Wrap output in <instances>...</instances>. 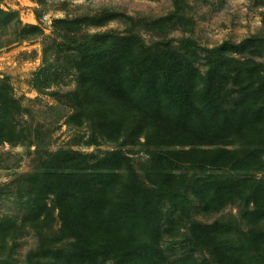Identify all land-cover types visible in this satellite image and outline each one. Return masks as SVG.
I'll list each match as a JSON object with an SVG mask.
<instances>
[{
	"label": "trees",
	"instance_id": "obj_1",
	"mask_svg": "<svg viewBox=\"0 0 264 264\" xmlns=\"http://www.w3.org/2000/svg\"><path fill=\"white\" fill-rule=\"evenodd\" d=\"M119 16L121 29L66 46L75 84L50 94L68 101V126L86 124L88 142L110 148L48 150L20 176L23 219L38 235L26 264H264V33L201 45L181 0L160 16L106 11L54 18L52 28L75 34ZM42 31L0 0V48ZM23 111L1 76L0 144L27 142ZM137 144L143 162L127 149ZM228 205L238 212L197 216ZM182 225L187 249L173 257L166 237Z\"/></svg>",
	"mask_w": 264,
	"mask_h": 264
},
{
	"label": "rangeland",
	"instance_id": "obj_2",
	"mask_svg": "<svg viewBox=\"0 0 264 264\" xmlns=\"http://www.w3.org/2000/svg\"><path fill=\"white\" fill-rule=\"evenodd\" d=\"M38 6L32 16L27 6H18L13 0H2L3 9L17 10L24 23H39L42 34L28 40L0 48V77H9L14 93L21 98L24 111L17 117L18 127L28 134L27 142L0 144V264L9 260L26 264L27 252L38 245V235L23 219L25 210L17 199L20 176L31 172L36 159L48 150L59 147L81 151H105L110 148L104 140L99 144L88 142L89 131L82 127L68 126L66 119L71 107L64 98L50 94L60 88H72L75 84V69L72 52L68 51L70 37H81L85 32L121 29L123 16L110 20L102 26H89L71 34L54 30V18L91 15L101 16L110 12H122L136 18L164 15L174 8V0H36ZM24 3H27L23 1ZM187 15L193 22L188 31L198 43L215 46L223 40H240L253 33H264V0H181ZM44 13L51 16V23H43ZM35 18V19H34ZM30 20H33L30 22ZM183 32L172 30L170 36L182 37ZM71 55V56H70ZM141 141L143 138H140ZM131 155L139 162L146 158V148L137 144L128 146ZM48 204L52 206L49 199ZM238 209L228 205L212 214H197L205 221L236 214ZM51 231L59 228L57 210ZM185 225L179 236L166 237L168 253L177 257L187 246L184 244Z\"/></svg>",
	"mask_w": 264,
	"mask_h": 264
},
{
	"label": "built area",
	"instance_id": "obj_3",
	"mask_svg": "<svg viewBox=\"0 0 264 264\" xmlns=\"http://www.w3.org/2000/svg\"><path fill=\"white\" fill-rule=\"evenodd\" d=\"M23 1H25L27 3H24ZM13 2H16V4H18L16 7L27 6L29 11L32 13L31 15L35 17V15L33 13V9L38 6V3L36 0H13ZM41 21H43V23H51L52 19H51V16L49 14L44 13L41 17Z\"/></svg>",
	"mask_w": 264,
	"mask_h": 264
},
{
	"label": "crops",
	"instance_id": "obj_4",
	"mask_svg": "<svg viewBox=\"0 0 264 264\" xmlns=\"http://www.w3.org/2000/svg\"><path fill=\"white\" fill-rule=\"evenodd\" d=\"M35 19V18H34ZM33 20H30V22H32Z\"/></svg>",
	"mask_w": 264,
	"mask_h": 264
}]
</instances>
